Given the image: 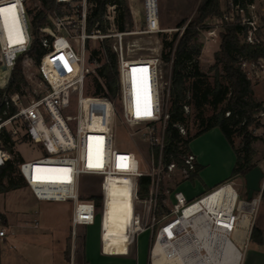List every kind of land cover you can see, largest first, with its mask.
Returning <instances> with one entry per match:
<instances>
[{
    "label": "built area",
    "instance_id": "2783aa9c",
    "mask_svg": "<svg viewBox=\"0 0 264 264\" xmlns=\"http://www.w3.org/2000/svg\"><path fill=\"white\" fill-rule=\"evenodd\" d=\"M12 4L16 6L20 40L16 41L18 36L13 35L14 42L7 40L0 21V167L12 163L36 201L71 202L73 236L77 228L92 227L98 222L103 252H117L105 248L106 241L113 244L106 232L105 216L109 187L114 183L126 185L130 199L129 218L119 230L124 236L122 243L129 247L139 235L149 231L148 264L176 260L180 264H243L260 195L247 200L239 199L236 192L232 203L226 196L213 202L212 197L223 188L235 190L232 181L192 200L177 190V184L191 180L198 163L189 150L179 155L178 162H163L169 120V82L164 79L163 68H171V62L164 63L161 52L137 54L127 51L124 45L125 37L135 35L176 32L179 38L190 21L177 29L163 28L159 0H141L143 22L139 30L118 32L111 27L100 32L97 24L88 29L94 1L55 0L53 8L46 12V26L39 31L43 53L37 62L28 55L33 37L26 0H0V8ZM114 9L115 6L107 7L106 20H113ZM247 26L246 33L239 36L241 41L258 44L254 22L247 20ZM108 39H113L110 48L117 60L121 121L130 135L137 134L147 143L148 171L140 169L135 153L117 145L114 102L95 88L104 59L101 54L91 56L93 50L88 49L87 43ZM18 61L25 85L11 93L7 89ZM134 73L146 76L149 88L150 101L141 106L139 114L134 111L131 97L130 76ZM188 108L184 106V112ZM260 116L264 117V111ZM177 129L181 136L185 135L182 126ZM89 139H93V146ZM26 145L38 147L42 157L24 161L18 148ZM142 177L150 181L144 198L139 197ZM85 178L99 180V207L93 199L81 195ZM248 215L249 222L243 227ZM37 226L34 220L33 227ZM12 234L0 216V243Z\"/></svg>",
    "mask_w": 264,
    "mask_h": 264
},
{
    "label": "trees",
    "instance_id": "16d2710c",
    "mask_svg": "<svg viewBox=\"0 0 264 264\" xmlns=\"http://www.w3.org/2000/svg\"><path fill=\"white\" fill-rule=\"evenodd\" d=\"M55 0H37L40 9H27L30 17L31 34L33 37L28 55L38 62L43 48L38 40L39 31L46 26V12L53 8ZM257 0H229L227 9L222 11L221 0H200L195 18L189 23L183 34H173L169 39L162 40L161 59L164 63L171 62L169 76V120L164 137L163 162H178V157L188 150L189 143L207 131L217 128L220 130L228 145L232 148L236 163L232 177L244 176L255 164L253 143L259 140L252 134V129L259 127L256 116L264 111V103L253 99L251 82L242 69V62L257 65L264 60V44L250 45L240 42V35L245 34L247 26L242 24L241 14L248 16V8ZM95 7L90 13L88 29L97 24L100 32H106L112 27L115 31L125 32L133 29L131 9L125 0H94ZM108 6H115L112 21L104 16ZM219 22V46L214 53V62L208 72L200 68V56L203 44L201 33L209 30L206 22ZM185 22L182 19L177 27ZM215 27V26H214ZM101 54L104 59L102 67L97 72L99 82L95 80V88L110 101L117 100L118 74L117 60L110 45L105 42L103 52L93 50L91 56ZM212 73V82L208 80ZM225 80V84L221 80ZM25 85L20 61L13 72L8 92H16ZM188 106L194 112L193 124L197 131L193 135L181 136L177 126H186L188 116L183 107ZM209 116H205L207 111ZM225 113H229L225 116ZM234 137L241 139V147L237 148ZM157 154V149L155 150ZM199 169V167H197ZM195 173L190 175L192 180ZM149 178L139 179V197L147 195ZM17 175L15 166L8 162L0 167V194L24 187ZM96 205L100 206V197L91 195ZM2 217V216H1ZM251 240L257 244L264 242L262 231L253 227ZM83 243V237H82ZM67 255V254H66ZM79 264H85L82 247Z\"/></svg>",
    "mask_w": 264,
    "mask_h": 264
},
{
    "label": "rangeland",
    "instance_id": "374dc122",
    "mask_svg": "<svg viewBox=\"0 0 264 264\" xmlns=\"http://www.w3.org/2000/svg\"><path fill=\"white\" fill-rule=\"evenodd\" d=\"M94 1V0H91ZM200 0H159L160 24L163 28L177 29V24L184 19L191 22L196 16V10ZM127 4L131 9L133 29L139 30L143 22V12L141 0H128ZM229 0H221L222 11L227 9ZM26 7L29 9L39 8L37 0H26ZM249 15L241 14L242 24L247 26V20L254 22L255 36L259 43L264 44V0H257L254 6L248 8ZM207 26L211 29L201 33L203 44L200 56V68L208 72L209 67L214 62V53L219 46V29L216 27L219 22L209 20ZM215 26V27H214ZM248 27V26H247ZM176 32L162 35H135L124 38V45L127 51L144 55H154L162 50V40L166 37L171 38ZM179 34V33H177ZM112 45L113 39L106 40ZM106 41H89V50L103 51ZM241 43H244L241 41ZM258 43V44H259ZM76 51L78 49L76 48ZM242 62V69L247 74L253 91V99L260 102L264 99V62L261 65L252 66L250 63ZM164 79L169 82L170 67L163 68ZM2 76V74H1ZM208 80L212 82V73H208ZM225 84V80H221ZM93 84L88 87H92ZM264 103V102H262ZM169 105V104H168ZM116 110V143L121 149H127L135 153L139 161V167L143 171L149 170L150 150L147 143L139 139V135H130V131L121 121L119 103L114 102ZM188 116L186 126H182L186 136L193 135L197 131V126L193 124L194 112L188 108L185 112ZM211 111H207L205 116H209ZM226 116V113H225ZM259 127L252 129V134L259 138L253 143L255 155L253 162L264 170V117L256 116ZM201 136L194 138L189 149L192 152L206 146L210 149L212 170L220 171L225 162L228 161V153L221 147L219 141L212 138L211 141H203ZM237 148L241 147V139L234 137ZM18 152L24 161H30L42 157V152L36 146H20ZM227 181H232L239 199H245V186L243 176H235ZM98 182L96 178H85L82 183L81 195L88 198L97 195ZM262 192L260 202L256 210L254 220L257 224L264 220V181L261 182ZM109 197L115 198L118 195L127 196L126 190L122 189L121 184H112L109 187ZM211 187L197 180L194 185L186 184L182 188L184 195L197 194L201 191H208ZM119 207L118 205H111ZM72 211L71 202H39L36 201L26 186L0 194V216L6 219L7 231L13 233L7 236L4 243H0V264H79L81 255L82 237L86 239L89 235H98V222L88 228H77L75 236L72 235L70 217ZM37 221V228L33 227V222ZM143 244L148 245L149 231L141 237ZM67 254V255H66ZM243 264H264V242L257 244L250 240L247 246Z\"/></svg>",
    "mask_w": 264,
    "mask_h": 264
},
{
    "label": "crops",
    "instance_id": "0c3cea01",
    "mask_svg": "<svg viewBox=\"0 0 264 264\" xmlns=\"http://www.w3.org/2000/svg\"><path fill=\"white\" fill-rule=\"evenodd\" d=\"M252 6H254V4ZM261 62H264V60L260 61L257 65L260 66ZM259 100L260 102H264V99ZM200 136V139H202L203 141L209 142L212 138H215L217 141H219L221 147H224L223 149L226 151V153H228L229 159L225 162L220 171L215 172L211 169L212 165L211 154L209 152L210 149H207L206 146H204L202 148H199L197 151L192 152L190 151L188 146V150L196 156L198 163L197 167H199V169H197L195 173L196 176L192 180L180 182L179 184H177L176 187L179 192H182L181 190L182 188H184V186H186V184L194 185L197 180L204 182L212 189L226 182V180L233 178L231 174L236 163V156L220 130L217 128H213ZM205 192L207 191H201L197 194V196L190 195L188 196V198L187 195H184L183 192L182 193L188 200H192ZM128 215V209L107 205L105 221L108 228L106 227V232H108V236H110L113 244H110L106 241L105 248L106 250L117 251L115 253L103 252L100 247L99 233L95 238L94 234L92 235L90 230L88 229L90 227L86 228L89 230V235L86 237V239L83 238L82 243V255L85 264H148L149 247L148 245L143 244V241H141V237L144 234L139 235L135 243L130 245L129 247H124V244L122 243V239L124 236L123 233L119 230H123L121 223L126 222ZM119 224L120 226L118 227ZM253 227L261 230L262 237H264V220H262L259 224H257V222L253 220Z\"/></svg>",
    "mask_w": 264,
    "mask_h": 264
},
{
    "label": "bare ground",
    "instance_id": "6f19581e",
    "mask_svg": "<svg viewBox=\"0 0 264 264\" xmlns=\"http://www.w3.org/2000/svg\"><path fill=\"white\" fill-rule=\"evenodd\" d=\"M1 25L5 31L6 34V38L7 40H9V32L5 29L4 27V19L1 16ZM19 29V28H18ZM13 36H18L16 41L20 40L19 38V30H18V35L17 32H13L12 34ZM12 38H16V37H12ZM12 42L15 41V39H11ZM11 43V42H10ZM130 86H131V97H132V101H133V105L135 108V113H139L140 112V108L143 104L148 105V102L150 101L149 98V88H148V83H147V78L146 76H138L137 74H133L130 76ZM89 144L90 146H93V139H89ZM114 184V183H113ZM122 189L126 190V195L127 196H121L118 195L115 198H108L107 200V205H118L121 208L124 209H128L129 210V214H130V199H129V195H128V190L126 188V185H122ZM236 195V191L232 188V187H225L223 188L221 191H218L213 197V202L218 201L219 199H221L223 196H226L227 198H229L230 203H232V201L234 200V197ZM253 209V207L251 206L249 209V212H251ZM129 218V215H128ZM127 218V219H128ZM249 222V215L244 217L242 225L243 227H246L247 224ZM157 249H159L158 247L156 248L155 251H157ZM161 264H180L178 260L176 261H172V262H162L160 261Z\"/></svg>",
    "mask_w": 264,
    "mask_h": 264
},
{
    "label": "water",
    "instance_id": "95a60500",
    "mask_svg": "<svg viewBox=\"0 0 264 264\" xmlns=\"http://www.w3.org/2000/svg\"><path fill=\"white\" fill-rule=\"evenodd\" d=\"M245 195L247 200H251L255 194H261V182L264 181V170L258 165L254 166L243 176Z\"/></svg>",
    "mask_w": 264,
    "mask_h": 264
},
{
    "label": "snow or ice",
    "instance_id": "6c2138e0",
    "mask_svg": "<svg viewBox=\"0 0 264 264\" xmlns=\"http://www.w3.org/2000/svg\"><path fill=\"white\" fill-rule=\"evenodd\" d=\"M0 16H2L4 19V27L9 32V39L11 40L13 32H17V35H18V23L19 22H18V18L16 15L15 4H12L8 7L0 8Z\"/></svg>",
    "mask_w": 264,
    "mask_h": 264
}]
</instances>
